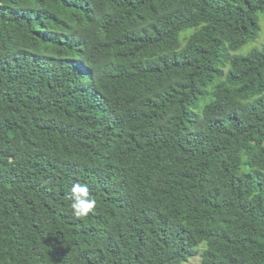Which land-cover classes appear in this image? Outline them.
Instances as JSON below:
<instances>
[{
	"label": "trees",
	"instance_id": "obj_1",
	"mask_svg": "<svg viewBox=\"0 0 264 264\" xmlns=\"http://www.w3.org/2000/svg\"><path fill=\"white\" fill-rule=\"evenodd\" d=\"M260 13L0 0V264H264Z\"/></svg>",
	"mask_w": 264,
	"mask_h": 264
},
{
	"label": "clouds",
	"instance_id": "obj_2",
	"mask_svg": "<svg viewBox=\"0 0 264 264\" xmlns=\"http://www.w3.org/2000/svg\"><path fill=\"white\" fill-rule=\"evenodd\" d=\"M72 215L77 218L86 217L96 207L97 201L90 197L87 184L74 183L68 196Z\"/></svg>",
	"mask_w": 264,
	"mask_h": 264
},
{
	"label": "rangeland",
	"instance_id": "obj_3",
	"mask_svg": "<svg viewBox=\"0 0 264 264\" xmlns=\"http://www.w3.org/2000/svg\"><path fill=\"white\" fill-rule=\"evenodd\" d=\"M258 23H259V31L256 37L246 43L239 51L238 54H245L252 49H261L264 46V14H258ZM198 115H201L200 112H197ZM203 247H199V251H202ZM184 264H200V257L194 256L191 257Z\"/></svg>",
	"mask_w": 264,
	"mask_h": 264
}]
</instances>
